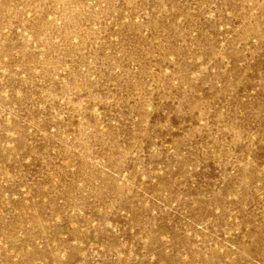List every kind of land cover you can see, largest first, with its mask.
Listing matches in <instances>:
<instances>
[{
	"label": "rangeland",
	"instance_id": "374dc122",
	"mask_svg": "<svg viewBox=\"0 0 264 264\" xmlns=\"http://www.w3.org/2000/svg\"><path fill=\"white\" fill-rule=\"evenodd\" d=\"M0 264H264V0H0Z\"/></svg>",
	"mask_w": 264,
	"mask_h": 264
}]
</instances>
